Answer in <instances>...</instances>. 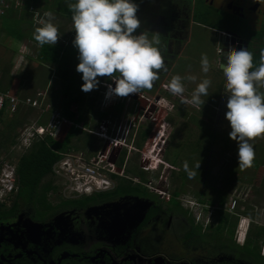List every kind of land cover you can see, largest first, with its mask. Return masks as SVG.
Returning <instances> with one entry per match:
<instances>
[{"label":"flooded vegetation","instance_id":"flooded-vegetation-1","mask_svg":"<svg viewBox=\"0 0 264 264\" xmlns=\"http://www.w3.org/2000/svg\"><path fill=\"white\" fill-rule=\"evenodd\" d=\"M134 3L140 22L136 30H152L158 36L157 47L164 58V68L158 73L160 81H154L151 89H144L150 94L159 91L176 63L174 60L196 38L197 30L216 21L224 25L228 15L235 18L236 23L233 21L231 28L219 35L220 46L214 62L221 79L218 88L222 92V105L227 97L220 68L223 53L240 48L256 53L254 48L260 46V41L254 35L252 40H244L242 36L245 29L256 34L264 31V0H141L140 4L134 0ZM198 8L200 13L205 12L206 24L195 20ZM189 32L192 39H188ZM163 89L171 93L168 88ZM135 104L126 131L140 136L148 133L143 144L148 154L151 152L145 146L159 132L149 127L156 108L153 104ZM164 136L158 145L161 159L169 145ZM207 138L210 141L205 145L199 143V150H210L207 147L212 138ZM137 151L134 147L103 191L55 200L49 197L51 208L47 209L15 199L0 203V264H264V238L257 243L248 242L252 231L264 225L256 223L253 217L242 240L237 238L236 231L232 237L227 231L219 232V218L213 211L209 213L211 209L205 211L197 203L202 216H193L191 208L180 199L184 184L174 189L169 183L171 175L186 172L174 170V165L155 168L150 160L141 162ZM145 166L146 172L142 169ZM255 209L250 211L253 216ZM228 213L235 212L228 210Z\"/></svg>","mask_w":264,"mask_h":264},{"label":"clouds","instance_id":"clouds-1","mask_svg":"<svg viewBox=\"0 0 264 264\" xmlns=\"http://www.w3.org/2000/svg\"><path fill=\"white\" fill-rule=\"evenodd\" d=\"M68 8L75 32L72 44L78 52L75 70L81 74L83 81L81 90L84 92L93 90L99 84L98 77H107L114 82V87L108 85L107 91L101 87L105 98L131 96L130 99L137 103L153 104L159 109L157 103H151L152 100L145 97L148 92L141 90L152 88L153 82L159 78V71L164 68V58L156 46L159 44L158 39L149 40L145 32L133 35L140 24L136 17L137 5L133 0H74ZM46 15L51 17V13ZM58 36L57 27L46 21L42 27L36 29L33 38L40 46H53ZM200 64L201 71L207 73L209 71L207 55H201ZM220 68L226 81L228 96L224 114L230 127L228 136L236 142L237 163L243 170L251 167L255 156L250 141L264 136V93L258 91V88H264V62L255 70H251L253 54L250 51L246 48L229 49L223 53ZM114 73L118 75H113ZM187 79L195 81L196 77L189 76ZM181 81L180 76L172 77L168 84L172 94L180 95L185 91ZM210 83V80L205 78L196 85L189 101L193 106L201 109L205 102L202 97L208 96ZM157 98L161 99L156 97L154 101L157 102ZM140 99L144 101L140 102ZM130 122L126 121L114 128L111 137L116 135L123 138L125 132L127 133L125 126ZM163 128L158 127L159 132L156 138L152 139L156 146L164 136ZM122 129L123 134L120 132ZM136 133L128 132L125 145L114 150L112 155L121 156L117 164L114 163L116 168L122 155L125 154V162L134 147L138 149L136 153L140 154L141 162L150 160L151 157L145 152L143 145L141 147L136 145ZM101 140L105 151L108 142L102 138ZM130 148L132 151L129 152ZM156 154L158 157L159 151ZM145 156H148V159ZM142 169L144 172L147 171L146 166ZM185 170H188L187 164ZM192 175L193 173L189 172L190 178Z\"/></svg>","mask_w":264,"mask_h":264},{"label":"rangeland","instance_id":"rangeland-1","mask_svg":"<svg viewBox=\"0 0 264 264\" xmlns=\"http://www.w3.org/2000/svg\"><path fill=\"white\" fill-rule=\"evenodd\" d=\"M64 0V5H65ZM136 3L140 4L141 0H135ZM143 2V1H142ZM62 3V2H61ZM134 3V0H133ZM59 2H55V0L51 1V4H49V9L51 11L55 9H58V11H55L56 14H58L61 18H63L64 21V32L67 33H73V31L70 32V28L73 27L72 20H71V12L68 9H64V6L59 7ZM55 6V7H51ZM142 6V5H141ZM202 8V7H201ZM200 8V9H201ZM199 9V10H200ZM199 10H196L195 13V20L198 22H202L204 20V17L200 15ZM53 14V13H52ZM38 15L36 17L35 14V20L40 21ZM52 16V15H51ZM50 18V17H49ZM138 18V17H137ZM54 23V21H53ZM147 26V24L145 23ZM148 27V26H147ZM145 28V27H144ZM66 29V30H65ZM152 31V30H151ZM146 31V32H151ZM64 33V34H65ZM154 34V33H153ZM134 35V34H133ZM200 35V43L195 44L191 43L188 46H186L184 50V54L181 58L178 59V67L175 72H171L166 77L165 81L161 84L159 91L154 92L153 94L147 93L145 97L148 99L154 101L156 97H160L161 99L155 103L158 104V108L156 107L153 122L150 124L149 127L157 129L160 126H163L164 130V138L169 141L168 150L164 156V159H161L160 157L156 158L154 155L159 151V144L156 146L155 143L148 142V144L145 146V148L148 149L151 153H148V156L151 157L150 160L152 162L153 167H158L160 165L161 167H169L171 165H174V170L177 171V169L180 172H186V174H189V172H193L194 169L197 167L196 164H198L199 168V174L193 175L191 178H187L186 180L180 181L179 178H181L182 174H173L170 176L169 183H171V186L176 187L181 186L180 183L184 184L180 188V199L184 205L192 208L193 216H199V214H202L201 206L197 204L196 202V194L199 198L207 197L208 199H212L213 201L218 200V193L217 191L220 190L223 193H225L227 200H226V206L230 207L231 202L233 201H244L249 200L253 203L260 202L261 204H264V198H261L260 195H257L255 187L260 186L262 187L261 195L264 197V180L263 175H259L254 170V164L252 163V166L246 169L241 170L240 168H237V173L233 175V178L231 179V176L226 177H220V173H223L224 171L229 172L230 170H234V161L237 162V145L236 142L229 139L228 133L230 131V127L228 125V122L224 118V114L226 111L225 107L226 101L228 96L225 98L226 100L223 102V104L216 106L215 102L217 99H222V92L218 88L220 86V83L214 82V79L211 76L212 73H216L217 70L215 68V65H213V68H209V71L207 73H203L201 71V64L200 59L201 55L205 54L208 57L209 61V67L210 63L214 59L215 55V42L212 41V36L210 35L209 31L202 30L199 33ZM210 35V36H209ZM158 36H155L154 39H157ZM74 37L71 38V43L69 44V47L63 50V57L64 58V64L69 60L70 57H73L76 61L78 53L77 49L73 46L72 41ZM149 40H152V37L148 38ZM197 41V40H194ZM17 45V44H16ZM157 46V45H156ZM77 63V62H76ZM197 64H200V66H197ZM17 66L12 62H6L2 64L1 69L3 70H9L11 74L13 75H19L21 74L20 71L16 68ZM18 71V72H17ZM41 77H48L50 75L49 71L46 69L40 70ZM74 76L71 78V80H65L64 79V88L62 89L63 94L64 92L67 93V91L75 92L74 94L77 96L76 100L79 102V104L76 106L74 105L73 111L76 112L75 108L79 107L78 116L80 117L79 123L82 125V127L93 130V128H87L90 124L88 122H82L83 118H88L90 114L92 113L91 107L88 106V103L95 99V95L91 98L87 97V94L84 93V91L81 90V85L83 81L81 80V74L78 73L74 68ZM63 74V73H62ZM113 75H118V73H114ZM174 76H180L182 78V84L184 86L185 91L175 96L172 93H169L164 88H168V84L172 77ZM189 76H195V81L187 79ZM40 77V79H41ZM69 77L70 74H69ZM102 78V77H100ZM210 80V86L208 89V96L202 97V99H205L204 104L202 105L201 109L198 107L193 106L189 101L191 99V94L196 87L198 83H200L203 79ZM160 80L157 79L155 82L158 83ZM109 84L107 83H100L99 87L106 88ZM98 90V88H95L94 90ZM80 90V92H77ZM105 91V92H106ZM264 93V90L262 88V91ZM39 97V99L44 98L47 95L46 93H43ZM34 96V95H33ZM127 97V96H126ZM126 97H120L123 99H126ZM105 98V95H104ZM116 98V97H115ZM131 96L129 97L130 100ZM186 98V99H185ZM92 99V100H91ZM46 100H48V95L46 96ZM116 100L113 102V106L111 108V112L115 115H121L124 113L125 109V103L123 101ZM184 100H188V102H185ZM136 102L132 100L129 101L128 108L126 109L127 112H131L135 109ZM134 105V106H133ZM56 109H59L56 107ZM107 110V109H103ZM59 111V110H58ZM97 114L99 111H96ZM35 112L33 113V117L35 116ZM194 119V122L192 124V120ZM168 119H171L168 121ZM6 120H9L6 118ZM35 119H33L29 125L28 122L25 123V125L30 126L32 122H34ZM125 120L120 121L119 126H121L124 123ZM119 123V122H118ZM196 124V126L200 129H206L213 135L212 137V145H210V150L206 151L205 149H200L198 151V154L194 156V154L191 153V149L187 144H191L192 142H197L200 138V132L198 128L193 126ZM24 125V126H25ZM23 126V127H24ZM26 126V127H27ZM22 127V128H23ZM20 128L17 131L22 130ZM68 129V126L63 125L60 134L58 135V139L61 140ZM121 134H123V129L120 131ZM85 134H82V139H84ZM85 139L91 140L89 135L86 136ZM210 140L206 137H204V141L202 142V145H205L206 142H209ZM250 143L253 145L254 153L255 148H258L259 145L263 146L262 143H264V136L254 138ZM73 145V144H72ZM87 146V145H86ZM102 145V141H99L97 138H94V143L92 146H89V148H86L84 152H89L91 154H94V156H97L96 151L98 148H100ZM162 146V142H161ZM227 146V147H226ZM88 147V146H87ZM199 147V146H198ZM197 147V148H198ZM205 146H202L204 148ZM84 146L79 144L75 145L74 149L83 150ZM14 152V156L11 159H14V161H17V158L19 157V148ZM124 152V151H123ZM81 153V152H79ZM86 158L87 156L83 153ZM261 155V154H260ZM148 156H145L146 159H148ZM88 159V158H86ZM257 159H260L261 162L264 164V155L261 159V156L257 155L254 156L253 161H257ZM162 161V162H161ZM252 161V162H253ZM164 162V163H163ZM185 164L188 166V170H185ZM258 168L259 163L256 164ZM148 167V166H147ZM231 167H233L231 169ZM251 168V169H250ZM255 169V168H254ZM264 167H262V170ZM163 170V169H162ZM261 168L259 169V173L262 172ZM149 175V174H148ZM157 176V175H156ZM70 177H73L70 174L68 176H64V180H57L56 185L58 186V192L50 196L52 200H55L57 197H60L61 199L66 196H76L75 193H72L74 190H71V186H67V180ZM74 178V177H73ZM182 180V179H181ZM241 180V181H240ZM66 181V182H65ZM243 182V183H242ZM244 184V185H242ZM241 191H238L240 188ZM260 198V199H259ZM263 202V203H262ZM37 211V209L35 210ZM37 213V212H36ZM209 213H212V210H210ZM208 213V216H209ZM202 216V215H201ZM264 210L260 208H256L254 210V221L258 223L259 225H264ZM250 225L249 219L245 218L240 222V225L237 229V238L242 240L246 230L248 229V226Z\"/></svg>","mask_w":264,"mask_h":264},{"label":"crops","instance_id":"crops-1","mask_svg":"<svg viewBox=\"0 0 264 264\" xmlns=\"http://www.w3.org/2000/svg\"><path fill=\"white\" fill-rule=\"evenodd\" d=\"M51 1L52 0H47V3L45 4V3H42L41 0H38V1L29 0L30 5L28 6V8L24 9L25 3H26L25 2L24 4H21L20 6H18L17 8L13 10L12 8L8 7L7 9H5L4 14L0 16V93H9L18 99H21V100L30 99L40 104L39 108H32L30 106H20L18 108L17 112L20 110V112L18 113L19 116H22V115H25V113H28L29 115L28 120L19 117L20 120L21 119L24 120L25 123L28 122L27 125H29V123L33 119H35L34 123H37L38 125H41V126H46L48 115L52 111H57L60 114V116L66 121L64 124V127L68 126V129L66 130L65 134L72 128H75L78 131L77 135L71 139V144H75V145L81 144L84 146L83 150L68 151L66 154L84 156L81 154L83 153L87 156L86 158L91 159L95 157L94 154H91L89 152H84V151L86 148H89V146L93 145L94 138H97L99 141H102L101 138L98 135H96V133L99 131V128L101 126H104L106 128V131L104 130L102 132H104L108 136L113 135L114 128H117L119 126L120 121L125 120L124 122H126V121H129L130 118L132 117V113L131 112L129 113L126 111V109L128 108L129 101L132 102V100L131 99L129 100L128 96L126 97V99L120 98L118 96L104 98V95L102 92L103 90L101 86L99 87V84L107 83L114 87V82L111 81L110 78H107V77H102V78L98 77L97 78L99 80V84L97 86L98 90L93 89L88 92H84L85 94H87V97L89 98H91L92 96H94V94H96L95 99L94 98L93 100L91 99L92 101L88 103V106L91 107L92 109V113L90 114L88 118L82 119V122H88L90 124L89 126H87V128H93V130H88L82 127V125L79 123L80 121V117L78 116L79 107L75 108L76 112L72 110L74 105L77 106L79 104L77 100L76 102L73 101V99L75 100L77 97L74 94L75 92L67 91V93L64 92L63 94V91H62V89L64 88V79L71 80V78L74 76V72H75L74 68H76V65L78 63V60L76 61L75 59H73V57H70L69 60L64 64V58H62L64 54L63 50L69 47V44L71 43V38L75 34V32L73 30V27L70 28V32L73 31V33L66 34L64 32L63 18H61L58 14L55 13V11H58V9L54 8L53 11L49 9L50 7L49 4H51ZM68 2L70 1L68 0ZM44 5L45 7H47L46 10L41 8V6L43 7ZM60 6L63 7L64 2H62V4L60 3L59 7ZM51 7H55V6H51ZM47 13H51L52 16L49 18L46 15ZM35 14H36V17L40 15L39 16L40 21L35 20V17H34ZM234 20L235 18H233V16L228 15V17L225 20L226 24L224 25H218L217 27H215L213 26L215 24L214 22L208 23L207 24L208 27L202 28L201 30H197L195 32L196 36H194L196 38L195 39L193 38L192 42H189L187 44V46L191 43L199 44L201 41L200 35H199L200 31L202 30L209 31L213 39L212 41L215 42V47H214L215 55H214L213 61L210 63L209 68H213L214 67L213 65H215L214 62H216L217 60L216 53L220 46L219 35H221L224 29L227 30L229 29V27L231 28ZM46 21L51 22L58 29L59 36H58L56 43L53 46H49V45H44V46L53 47L54 51L57 50L60 52V57H59L60 64L59 65H54V64L46 65L42 62V60L39 59L38 53L42 46L38 45V43L34 40L33 37H34V33L36 29L42 27L43 23ZM141 32H144V31L135 30L133 34L139 35ZM145 34L147 35L148 38L152 37V40L154 39L155 36H157L155 33L153 34V32H145ZM248 35H251V36L254 35L255 39L260 41V46L258 48H254V50H256V53L254 51L252 53L253 54V68L252 69L255 70L254 62L256 63L260 62V57H261L260 52H262V56H264V40L257 39L256 33H249V29H245L242 39L252 40L247 37ZM190 36H191V32L188 33V39L190 38L192 39L193 36L192 37ZM165 39L167 40L169 38H164V40ZM194 40H197V41H194ZM184 50L185 49H182V52L180 53L179 57L174 60V62L176 63L173 66L170 73L175 72L177 69H179L178 59L183 56ZM6 62L14 63L17 66L16 68L18 69V71L21 72V74L17 76V75L11 74L9 70L5 71L1 69L2 64ZM197 66H200V64H197ZM215 68H216V65H215ZM42 69H46L47 71H49L50 75L48 77H41L40 70ZM69 74L71 77H69ZM211 76H213L212 78L214 79V82L221 83V79L217 75V72L212 73ZM258 91H262V88H258ZM42 92L48 95V100H46L47 95L45 96V94H44L43 99L41 100L39 99V97L43 95ZM77 92H80V90H78ZM115 97L118 99L117 102L120 100L125 103V109H124V113L122 114V116L115 115L110 111L113 106V102L116 100ZM184 101L188 102V100H184ZM69 103L70 105L68 106ZM220 104H221V100L217 99V101L215 102V105L219 106ZM63 105H64V108L68 107L69 113L74 114L73 118L69 119L66 116H64V114H62L64 112ZM56 107H58L59 109H56ZM104 108L107 110H103ZM96 111H99L98 114ZM34 112L36 115L33 117ZM2 113H3L2 119L4 120H6V118L11 120L14 114V113H10L9 110L7 109L2 111ZM27 125H25L24 127L22 126V127L25 128ZM0 128H2L1 125H0ZM19 129L20 127H17L16 129V132H17V138L15 140L17 141L16 145L10 147L7 154L2 153L0 155V160L10 162L12 165L15 166V170H16L17 161H14V159H11L14 156L13 151H15L18 147L19 153L21 155L25 151H27L30 148V146L33 144V142L37 139L35 138L28 148L21 147L19 144V140H18L19 133L21 131V130L17 131ZM82 134H85V136H83L84 138H86V136L89 135L91 140L85 143L84 139L81 138ZM135 137H136V142H138L139 137H140L139 133H136ZM79 138H80V142L78 143ZM103 144L104 143L102 141V145ZM96 153L103 154L104 153L103 146L98 148ZM118 157H119V154L111 155L108 162H110L111 159H114L115 163L117 164ZM50 176L52 178H55L53 174V167H52V174ZM57 180H62V179L57 178ZM18 186H19V183H18ZM17 194L14 195L9 200H6V202H0V203H9L13 201L16 198ZM243 219L245 218L244 217L240 218L237 229L240 225V222ZM237 229H236V232H237Z\"/></svg>","mask_w":264,"mask_h":264},{"label":"trees","instance_id":"trees-1","mask_svg":"<svg viewBox=\"0 0 264 264\" xmlns=\"http://www.w3.org/2000/svg\"><path fill=\"white\" fill-rule=\"evenodd\" d=\"M38 1V0H37ZM42 3H47V0H41ZM26 2V3H25ZM55 2H64V0H55ZM68 0L65 1L64 9L67 8V3ZM74 0H71L69 4L73 3ZM25 3L24 9L28 8L30 5L29 0H23L22 4ZM36 3V2H34ZM62 4V3H61ZM20 5H16L15 2H11L8 7L15 9ZM42 9L46 10L47 7L45 5L42 7ZM199 10V8H198ZM15 12V11H14ZM201 16L206 15L205 12L200 13ZM201 22V21H200ZM206 20H203V23H205ZM236 23V21L234 20ZM206 24V23H205ZM220 25V21H216L213 26L217 27ZM250 39H253V36L248 35L247 36ZM257 39H262L264 40V31L259 32L256 34ZM260 57V62L256 63L254 62V67L255 69L260 65V63L264 62V56ZM259 53V54H260ZM39 59L42 60V62L46 65L48 64H54V65H59V57H60V52L57 50H53V47L49 46H42L40 51H39ZM142 89L141 91H143ZM72 101V100H71ZM76 102V99L74 100ZM70 103L68 104V106ZM63 113L64 116L67 118H73L74 114L68 112V107L64 108L63 105ZM20 110L16 113L13 114V117L11 120H4L2 119L3 113L0 112V125L2 128H0V155L2 153L7 154L9 151V148L16 145V138H17V132L16 129L17 127H22L25 122L24 120H20V118L29 119L28 113H25V115L19 116L18 113ZM22 114V113H21ZM28 115V116H27ZM20 117V118H19ZM194 119L192 120V124L194 122ZM196 128V124H194ZM200 132V138L197 142H192L190 145L191 153L195 155L198 154L199 148L198 144L204 141V137H210L212 138L213 135L204 127V129L198 128ZM78 131L75 128H72L69 130L65 136L61 140H59L57 137L56 138H51L48 136L42 137V138H37L33 144L30 146V148L25 151L23 154H21L18 159H17V164H16V174L18 177V183H19V191L18 194L15 198V201H25L27 204H38L40 208L47 209L51 208L50 202L48 201L50 196L55 195L58 192V186L55 184L56 181L54 178H52L50 175L52 174V167L54 164H56L62 157L63 154H66L68 151H73L77 150L74 149L75 144H71V139L77 135ZM147 135L148 133L145 132L143 135L139 137V141L136 142V145L138 147H141L145 141L147 140ZM78 137V136H77ZM214 138V137H213ZM215 139V138H214ZM85 143L89 141V139L84 138ZM212 141V140H211ZM80 142V138L78 139V143ZM213 143V142H212ZM212 143H210L212 145ZM264 145V143H262ZM209 145L207 149H209ZM227 147V146H226ZM200 152V151H199ZM261 154V155H260ZM261 156V159L263 158L264 155V148L263 146L259 145L258 149H255V156ZM125 154L122 155V158L119 161V167L122 166L124 162ZM237 161V160H236ZM259 163V167L262 170V167H264L263 162L260 161V159H257ZM254 164V172H256L259 175H263V180H264V170H262L261 173H259V169L256 164H258L256 161L252 162ZM196 168L192 172L193 175H198L199 174V168L198 164H196ZM252 166V165H251ZM234 170L229 171V172H223L220 173V177H226V176H231V179L233 178V175L237 173V168H239L238 163L234 161ZM233 167H231L232 169ZM251 169V168H250ZM141 174H144L143 171H140ZM140 174V176H142ZM192 175V176H193ZM191 176V177H192ZM112 178H115L114 175H111ZM189 179V174H182L181 179L186 180ZM241 181V180H240ZM243 183V182H242ZM264 183V182H263ZM244 185V184H242ZM261 185V184H260ZM256 186L255 190L257 195H260L261 198H264L261 195L262 187L261 186ZM245 188H240L238 191L242 190ZM218 200L213 201L212 199H208L206 196L203 198H199L197 194L195 195L196 197V202L204 207L205 211L212 210L214 215L219 218V224L217 226V230L220 231H227V233L232 237L234 232L237 229V226L239 224L240 218H248L249 220L253 219V214L250 212L252 209L260 208L264 210V204H261L260 202L253 203L249 200H244V201H236V206L234 208L235 213H228L229 207H225V210H223V206H226V200L227 197L225 193L222 191L218 190ZM100 196H106L105 194H99ZM90 197L87 198L89 200ZM260 199V198H259ZM263 203V202H262ZM230 211V210H229ZM252 237L249 238L248 242L252 243H257L261 241L264 238V226L263 227H256L255 231H252ZM251 232V233H252Z\"/></svg>","mask_w":264,"mask_h":264},{"label":"built area","instance_id":"built-area-1","mask_svg":"<svg viewBox=\"0 0 264 264\" xmlns=\"http://www.w3.org/2000/svg\"><path fill=\"white\" fill-rule=\"evenodd\" d=\"M11 2L16 5H21L23 0H0V16L5 12ZM151 103H154L152 101ZM20 106H30L32 108H39L40 104L30 99H18L9 93H0V112L9 110L10 113L17 112ZM65 120L57 111H52L47 118L46 126L32 123L30 126L23 128L19 133V144L23 148H28L35 138H42L45 136L56 138L61 132ZM106 131L104 126L100 127V132H97L100 138L105 142L106 150L102 154H97L96 157L86 159L81 155L63 154L61 159L53 166V174L55 179L64 180V176L71 175L67 180V186H71L72 193L77 196H89L93 193L103 191L112 183L110 176L116 170V165L109 161L114 150L125 145L127 133L125 132L123 138L116 135L111 137L102 131ZM19 189L18 177L15 166L10 162L0 160V202H6L17 194ZM236 201L231 202L229 210H234ZM264 248V243H263Z\"/></svg>","mask_w":264,"mask_h":264},{"label":"water","instance_id":"water-1","mask_svg":"<svg viewBox=\"0 0 264 264\" xmlns=\"http://www.w3.org/2000/svg\"><path fill=\"white\" fill-rule=\"evenodd\" d=\"M227 33H228V32H227ZM228 34H230V33H228ZM234 39H235V37H234ZM240 42L242 43L241 40H240ZM156 100H158V98H157ZM139 101L141 102V101H144V100L140 99ZM145 103H146V102H145ZM110 162H111L112 164H114V163H115V160H114V159H111ZM118 171H119V170H118Z\"/></svg>","mask_w":264,"mask_h":264}]
</instances>
